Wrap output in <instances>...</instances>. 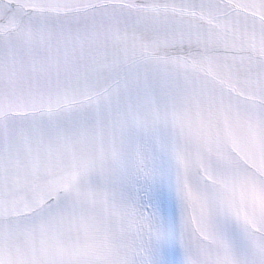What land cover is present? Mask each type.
Segmentation results:
<instances>
[{"label":"snow or ice","instance_id":"snow-or-ice-1","mask_svg":"<svg viewBox=\"0 0 264 264\" xmlns=\"http://www.w3.org/2000/svg\"><path fill=\"white\" fill-rule=\"evenodd\" d=\"M0 264H264V0H0Z\"/></svg>","mask_w":264,"mask_h":264}]
</instances>
